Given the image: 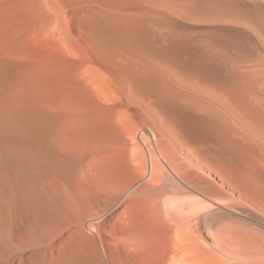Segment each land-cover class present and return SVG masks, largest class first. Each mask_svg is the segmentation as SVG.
<instances>
[{"label":"bare ground","instance_id":"obj_1","mask_svg":"<svg viewBox=\"0 0 264 264\" xmlns=\"http://www.w3.org/2000/svg\"><path fill=\"white\" fill-rule=\"evenodd\" d=\"M0 264H264V0H0Z\"/></svg>","mask_w":264,"mask_h":264},{"label":"rangeland","instance_id":"obj_2","mask_svg":"<svg viewBox=\"0 0 264 264\" xmlns=\"http://www.w3.org/2000/svg\"><path fill=\"white\" fill-rule=\"evenodd\" d=\"M255 146H256V148H255ZM257 146H258L257 142L255 143V142L251 141V142L248 143L247 151L250 152L251 154L254 152L253 155H251L250 153H248V154H250V156L253 157L254 155H258L259 154L260 157H261V153H260V151H259V149H258ZM251 150H253V151H251ZM257 151H259V152L257 153ZM243 219L248 223V225H249L248 227L251 228L253 231H255V229H258L259 226L261 225V224H257L255 222L251 221L250 219H245V218H243Z\"/></svg>","mask_w":264,"mask_h":264}]
</instances>
